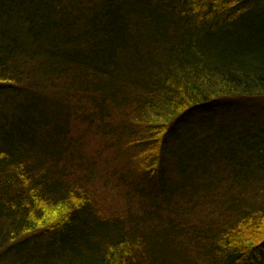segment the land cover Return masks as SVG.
Here are the masks:
<instances>
[{
	"label": "trees",
	"instance_id": "16d2710c",
	"mask_svg": "<svg viewBox=\"0 0 264 264\" xmlns=\"http://www.w3.org/2000/svg\"><path fill=\"white\" fill-rule=\"evenodd\" d=\"M0 264H264V0H0Z\"/></svg>",
	"mask_w": 264,
	"mask_h": 264
}]
</instances>
